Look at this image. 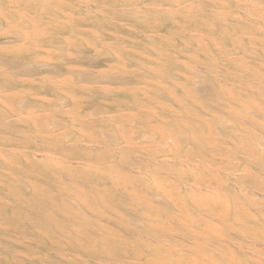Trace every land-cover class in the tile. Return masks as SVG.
<instances>
[{
  "label": "bare ground",
  "instance_id": "obj_1",
  "mask_svg": "<svg viewBox=\"0 0 264 264\" xmlns=\"http://www.w3.org/2000/svg\"><path fill=\"white\" fill-rule=\"evenodd\" d=\"M0 264H264V0H0Z\"/></svg>",
  "mask_w": 264,
  "mask_h": 264
},
{
  "label": "rangeland",
  "instance_id": "obj_2",
  "mask_svg": "<svg viewBox=\"0 0 264 264\" xmlns=\"http://www.w3.org/2000/svg\"><path fill=\"white\" fill-rule=\"evenodd\" d=\"M2 46H4V45H2ZM16 91H19V90H16ZM28 93H30V92H28ZM30 94H32V92H31ZM30 94H28V95H30ZM48 96H49V95H48ZM50 98H53V97L50 96Z\"/></svg>",
  "mask_w": 264,
  "mask_h": 264
}]
</instances>
